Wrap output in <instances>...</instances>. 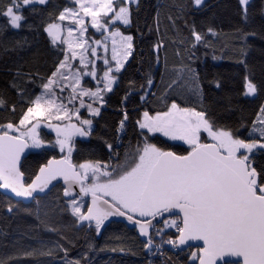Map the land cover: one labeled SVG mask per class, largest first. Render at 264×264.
<instances>
[{"label": "snow or ice", "instance_id": "6c2138e0", "mask_svg": "<svg viewBox=\"0 0 264 264\" xmlns=\"http://www.w3.org/2000/svg\"><path fill=\"white\" fill-rule=\"evenodd\" d=\"M69 2L73 7L65 6L58 15H50V22L43 28L51 43L60 49L62 59L56 61L48 76L40 77L39 94L13 84L20 96L27 98L24 100L27 107L21 110L18 122L0 123V189L39 204L38 197L47 196L60 185L78 225H86L99 236L110 217H124L136 226L150 255H164L163 249L169 245L181 252L187 250L188 264H264V165H257L253 159L264 153V105L251 122L247 139L230 126L218 123L203 107L201 76L190 66L194 54L189 51L190 63L174 69L179 78L169 83L166 91L181 88L197 99V106H186L188 101L181 99L178 103L176 97L166 95L167 102L162 108L136 109L135 146L129 142L121 156L119 149L123 145L117 136L115 148L105 141L109 162L88 159L81 162L79 154L83 150L77 149V138L92 135L93 118L100 116L105 95L113 91L114 85L118 86L127 71L125 65L133 54V36L121 31V26H131L129 5L134 3L138 8L139 2ZM239 2L247 24L250 0ZM48 3L49 0H10L0 15L13 29H20L22 22H26L25 8ZM192 3L199 8L204 0ZM90 27L100 33L101 39L86 36ZM207 32L216 35L211 27ZM191 33L189 49L208 43L207 34L197 31L194 25ZM256 35V31L237 30L242 44L239 56H247L248 38ZM25 43L26 40L16 41L15 46L23 47ZM162 46V41L155 45L157 50ZM156 62L161 63L158 51ZM163 63L166 68V58ZM21 75L16 72L17 77ZM85 77L89 82H85ZM253 79L245 76V96L264 91V83L258 85ZM91 82L94 86H89ZM27 83L36 81L30 79ZM214 83L217 88L221 86L219 81ZM129 84L135 87L134 81ZM154 87L153 77L148 73L145 83L140 85L141 101L147 103L146 98L155 95L151 91ZM130 94L126 93L123 99L127 100ZM0 107H8L2 98ZM81 109L92 118L82 116ZM11 111H16L15 104ZM128 121V112L124 110L117 133L126 134ZM42 124L55 133L54 138L42 136ZM159 135L182 141L187 147L183 151L165 149L153 142ZM32 150H38L44 157L36 170L26 166ZM74 152L78 157L75 161ZM56 247L67 256L68 249L59 243ZM94 249L95 245L89 241L82 255L84 264H89L87 253ZM109 250L125 252L124 247ZM53 251L49 249L46 254L52 256ZM23 255L31 256L32 252ZM19 260V256H7L0 259V264H19ZM66 264H81V260Z\"/></svg>", "mask_w": 264, "mask_h": 264}, {"label": "trees", "instance_id": "16d2710c", "mask_svg": "<svg viewBox=\"0 0 264 264\" xmlns=\"http://www.w3.org/2000/svg\"><path fill=\"white\" fill-rule=\"evenodd\" d=\"M9 2L0 0V10ZM138 2V8L136 4H130L131 26H121V31L133 36L134 51L125 65L127 71L119 79L118 86L105 95L106 103L100 116L95 117L92 135L87 139L77 138V149L83 150L79 154L80 161L109 162L105 141L112 143L115 148L117 136L123 145L119 149L121 156L129 142L135 146L138 139L134 124L138 118L136 109L162 108L167 102L166 95L176 97L178 103L181 99L188 101L186 106H197V99L181 88L166 91L167 85L179 78L174 69L178 70L190 63L189 51L194 54L190 66L201 76L203 107L218 123L230 126L241 138H249L251 122L259 107L264 105V91L258 92L256 96L244 95L245 76L249 79L254 77L253 82L258 85L264 83V38H261L264 36V0H250L247 24L243 21L239 0H204V5L199 8L193 6L192 0ZM65 6L72 4L69 0H49L47 6L37 4L34 8H25L23 15L26 22H22L20 29H13L7 19L0 15V28L4 29L0 31V98L8 106L0 107V123L18 122L21 110H26L24 100L27 98H22L13 84L39 94L40 77L48 76L56 61L62 59L60 49L51 43V38L43 28L50 22V15H58ZM193 25L197 31L207 34L205 40L208 43L189 49ZM209 27L213 28L216 35L207 32ZM238 29L257 32L256 36L248 38L250 47L246 57L238 55V49L242 47L237 36ZM89 33H93V30L90 29ZM25 40L27 43L23 47L15 46L16 41ZM161 41L163 46L157 50L155 45ZM157 51L161 61L159 64L156 62ZM165 58L166 68L163 63ZM241 59L245 63H240ZM17 71L22 74L20 77L16 76ZM148 73L154 80L155 87L151 91L155 95L147 97L146 103L140 99L143 95L140 85L145 83ZM25 74H31V77ZM30 79L36 83H27ZM130 81L135 82V87H130ZM215 81L220 82L219 88L215 86ZM85 82H89V79ZM128 92L131 94L124 100ZM13 104L16 106L15 112L11 111ZM124 110L129 116L126 134L117 133ZM198 110L202 109L198 107ZM41 134L49 139L55 136L45 129ZM153 142L173 151H183L187 147L161 135ZM77 158L74 152V161ZM253 159L257 165H264V153H258ZM43 160L38 150H32L26 166L36 170ZM38 200L39 204L36 201L24 203L0 191V259L19 256V264H66L71 260H81V264H84L82 255L90 241L95 249L87 253L89 264H149V261L151 264H188L187 250L176 251L169 245H165L164 255L151 256L144 249V241L135 229L128 228L122 222L105 224L99 236L86 225H78L67 207L60 185L47 196L38 197ZM49 228L58 231L51 232ZM173 232L174 229L170 230L169 235ZM57 243L68 249L67 256L56 247ZM113 247H124L125 252L110 251ZM101 248L105 250L100 251ZM49 249L54 250L52 256L46 254ZM25 252H32V255L24 256Z\"/></svg>", "mask_w": 264, "mask_h": 264}, {"label": "rangeland", "instance_id": "374dc122", "mask_svg": "<svg viewBox=\"0 0 264 264\" xmlns=\"http://www.w3.org/2000/svg\"><path fill=\"white\" fill-rule=\"evenodd\" d=\"M134 4V3H133ZM130 6V5H129ZM69 7H73V5L72 6H69ZM90 29H92L93 30V33H89V30ZM126 35H128V34H126ZM86 36H88V37H90V38H92V39H101V36H100V33L98 32V31H96L95 29H93V28H89L88 29V32L86 33ZM91 42V41H90ZM133 51H134V46H133ZM129 59H130V57H129ZM129 61V60H128ZM97 66L99 67V61L97 62ZM86 79H89V78H87V77H85V80ZM92 83H94V82H92ZM91 83V85L92 86H94L93 84ZM91 85H89V86H91ZM116 85H114L113 86V89H114V87H115ZM105 98V97H104ZM94 106H99V105H94ZM105 106V105H104ZM103 106V107H104ZM103 107H101V111H102V109H103ZM81 115L82 116H84V117H86V118H92V117H89L88 116V114L86 113V111L84 110V109H81ZM93 126H95V118H93ZM43 129H45L46 131H48V132H51V133H53V134H55L54 132H52V130L51 129H47L46 128V126L45 125H41V131L43 130ZM162 136V135H161ZM78 138H80V137H78ZM88 137H85V138H83V139H87ZM165 138H167L168 140H170L168 137H165ZM172 141V140H171ZM174 142H180V143H182V144H184L182 141H174ZM186 145V144H185ZM187 146V145H186ZM161 225H159V227H160Z\"/></svg>", "mask_w": 264, "mask_h": 264}, {"label": "water", "instance_id": "95a60500", "mask_svg": "<svg viewBox=\"0 0 264 264\" xmlns=\"http://www.w3.org/2000/svg\"><path fill=\"white\" fill-rule=\"evenodd\" d=\"M0 191L3 192V193L5 194V190L0 189ZM6 195H8V196L14 198V199L17 200V201H22V202H24V203H30V202H31V201H25V200H23L22 198H16V197L14 196V194H12V193H10V192H8ZM41 196H43V195H41ZM112 221H119V222H122V223H124L128 228H130V229H135L137 235H138V236L144 241V238H143L142 236H140V234H139L138 229L136 228V226H134V225H132L131 223H129L128 221H126V219H125L124 217H110V218H109V221H106L105 224L110 223V222H112ZM154 223H155V222H154ZM185 251H186V250H185Z\"/></svg>", "mask_w": 264, "mask_h": 264}, {"label": "built area", "instance_id": "2783aa9c", "mask_svg": "<svg viewBox=\"0 0 264 264\" xmlns=\"http://www.w3.org/2000/svg\"><path fill=\"white\" fill-rule=\"evenodd\" d=\"M156 255H161L160 253H156L155 255H151V256H156Z\"/></svg>", "mask_w": 264, "mask_h": 264}, {"label": "flooded vegetation", "instance_id": "af4514ba", "mask_svg": "<svg viewBox=\"0 0 264 264\" xmlns=\"http://www.w3.org/2000/svg\"><path fill=\"white\" fill-rule=\"evenodd\" d=\"M157 227H159V225H157ZM136 231V230H135Z\"/></svg>", "mask_w": 264, "mask_h": 264}]
</instances>
